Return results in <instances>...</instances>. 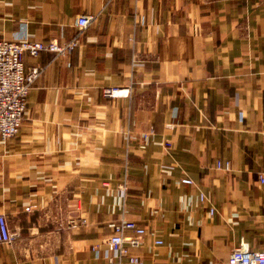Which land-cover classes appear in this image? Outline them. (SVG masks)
<instances>
[{
  "label": "crops",
  "instance_id": "crops-1",
  "mask_svg": "<svg viewBox=\"0 0 264 264\" xmlns=\"http://www.w3.org/2000/svg\"><path fill=\"white\" fill-rule=\"evenodd\" d=\"M83 15L70 55L24 58L43 72L0 142V264H126L105 243L123 220L145 264L263 250L264 0H0V39L66 43Z\"/></svg>",
  "mask_w": 264,
  "mask_h": 264
},
{
  "label": "built area",
  "instance_id": "built-area-1",
  "mask_svg": "<svg viewBox=\"0 0 264 264\" xmlns=\"http://www.w3.org/2000/svg\"><path fill=\"white\" fill-rule=\"evenodd\" d=\"M93 17L80 16L77 20L78 33L66 43L57 40L48 42H31L29 38L23 37L19 41L9 42L0 39V142L4 143L16 136L22 128L27 111L30 91L41 76L43 69L39 66L31 68L28 72L25 68L24 58L26 55L37 58L42 52H49L55 57H66L70 55L80 45L79 37L89 28ZM129 90L108 89L106 96L116 98L119 95H129ZM153 133H143L139 140V147L145 150L149 139ZM167 149L171 144L166 143ZM218 169L231 170V163H217ZM264 184V177L261 178ZM184 185H192L191 179H183ZM201 202L205 201L202 194ZM30 211L31 208L26 209ZM216 209L210 208V215L214 216ZM72 226H77L76 221H72ZM85 222V221H84ZM114 235L106 239L105 243L113 253L114 259L122 261L128 258L126 264H145L139 257L129 255L130 248H139L142 245V238L147 233V229L139 226L133 221H119L113 223ZM128 233H131L130 235ZM14 236L11 233L7 217L0 213V244H11ZM155 245H163V241L157 240ZM128 246V247H127ZM226 264H264V249L253 250L246 243H242L229 256Z\"/></svg>",
  "mask_w": 264,
  "mask_h": 264
}]
</instances>
